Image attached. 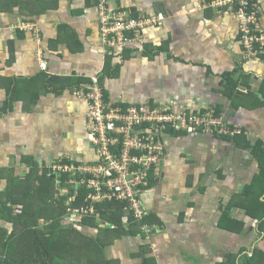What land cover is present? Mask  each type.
I'll return each mask as SVG.
<instances>
[{
	"label": "crops",
	"instance_id": "1",
	"mask_svg": "<svg viewBox=\"0 0 264 264\" xmlns=\"http://www.w3.org/2000/svg\"><path fill=\"white\" fill-rule=\"evenodd\" d=\"M50 1L55 6L36 20L40 39L19 30L17 12L0 15V77L18 82L11 101L0 87V229L10 236L24 226L11 220L26 194L18 181L38 175L39 185L61 158L97 162L88 102L77 92L98 76L111 105L176 101L189 112L213 109L242 133L233 140L163 133L161 176L141 195L146 224L135 234L124 224L125 234L106 244L107 259L264 264V56H248L237 18L226 8L204 7L211 0H111L134 15L161 12L165 21L110 57L97 0ZM257 2L264 27V0ZM54 181L57 198L68 192L60 173Z\"/></svg>",
	"mask_w": 264,
	"mask_h": 264
},
{
	"label": "built area",
	"instance_id": "2",
	"mask_svg": "<svg viewBox=\"0 0 264 264\" xmlns=\"http://www.w3.org/2000/svg\"><path fill=\"white\" fill-rule=\"evenodd\" d=\"M204 7L226 8L237 18L239 41L249 57L264 56V27L260 21L257 0H211ZM98 17L101 42L106 53L132 43H142L149 27H161L163 13L134 15L130 10L114 6L111 0H98ZM41 38L36 22L20 25ZM42 67L47 70V63ZM243 93L249 90L239 89ZM88 102V140L94 146L98 160L87 165L56 164L52 173H70L71 182L88 190L85 203L78 207V194L70 201L73 217H97V206L107 202L126 203L133 217L141 221L146 209L141 200L144 188L161 176L164 144L163 133L187 136L220 137L233 140L242 133L229 125L224 116L213 109L189 112L181 109L176 101L159 105L155 103L131 104L129 107H110L104 101V93L98 77L92 84L77 92ZM79 173L80 179L75 176ZM155 177V178H152ZM129 218H123L125 226ZM147 234L151 232L144 227Z\"/></svg>",
	"mask_w": 264,
	"mask_h": 264
},
{
	"label": "trees",
	"instance_id": "3",
	"mask_svg": "<svg viewBox=\"0 0 264 264\" xmlns=\"http://www.w3.org/2000/svg\"><path fill=\"white\" fill-rule=\"evenodd\" d=\"M54 6L55 4L50 0H0V15L15 13V9H18L17 13L24 16L26 23L36 22L40 15L46 14ZM110 54L108 56L112 57ZM99 81L107 109L131 105L108 103L100 78ZM77 82L80 84L85 81L78 80ZM15 83L18 82L0 77V87L7 88L10 94L9 101L15 99L12 95V90L16 88ZM65 164L74 165L67 161ZM56 174L40 175V184L36 186L35 180L38 175L35 180L28 177L25 181H18V184H25L26 194L22 212L12 217L11 220L14 223L22 222L24 226L20 230H14L10 236L7 231L0 229V264H112L106 257L105 247L107 242L112 241L113 238L125 234L123 218L128 216L130 219L128 227L132 234L137 233L145 223V220L138 221L133 217V214L127 210L126 203L119 202H107L97 206L100 221L107 223V226L103 228L97 222V217H75V222L66 223L65 218L70 212L71 198L78 194L76 204L80 207L85 203L88 190L82 186L78 187L77 183L74 185L71 182L70 173H62V183L64 186H69V190L57 198L54 187V175ZM75 177L79 180V173ZM13 201L14 204H18L17 200ZM13 211L11 214L14 213ZM41 220H44L43 224H40ZM87 226L92 230L100 229L99 235L95 237L90 234L85 230Z\"/></svg>",
	"mask_w": 264,
	"mask_h": 264
},
{
	"label": "rangeland",
	"instance_id": "4",
	"mask_svg": "<svg viewBox=\"0 0 264 264\" xmlns=\"http://www.w3.org/2000/svg\"><path fill=\"white\" fill-rule=\"evenodd\" d=\"M15 11L16 12H18V9H15ZM19 15V14H18ZM18 23H19V26L20 25H23V24H25L26 23V21H25V18H24V16H22V15H19V17H18ZM1 28V27H0ZM60 163H62V162H65L66 163V161L64 160V159H60V161H59ZM74 165H76V164H74ZM67 188H69V186H65V189H67ZM69 205H70V202H69ZM68 218V219H67ZM72 218H74L73 217V215L71 214V212H69L68 213V215L66 216V218H65V222H71L72 221ZM67 220H69V221H67Z\"/></svg>",
	"mask_w": 264,
	"mask_h": 264
}]
</instances>
